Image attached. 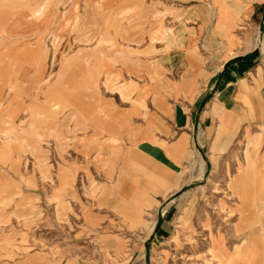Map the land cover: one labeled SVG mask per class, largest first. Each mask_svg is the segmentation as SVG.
<instances>
[{
  "label": "rangeland",
  "instance_id": "374dc122",
  "mask_svg": "<svg viewBox=\"0 0 264 264\" xmlns=\"http://www.w3.org/2000/svg\"><path fill=\"white\" fill-rule=\"evenodd\" d=\"M263 2L0 0V264H264V123L197 125Z\"/></svg>",
  "mask_w": 264,
  "mask_h": 264
},
{
  "label": "crops",
  "instance_id": "0c3cea01",
  "mask_svg": "<svg viewBox=\"0 0 264 264\" xmlns=\"http://www.w3.org/2000/svg\"><path fill=\"white\" fill-rule=\"evenodd\" d=\"M254 13L255 10H253L250 14ZM260 44H262V42H260ZM253 51H255V48L248 51L247 53H251ZM239 56L240 55L231 56V58L227 59L222 65H220L221 67L207 80L208 83L206 86L208 87L209 91H212L213 89V91L216 93V99L213 102V105L209 112L206 109L203 113L199 114L197 125H199L200 127L204 124L207 125V122H209V120H211L212 122L216 118V116L218 118V112H223V115H238L243 117L245 115L244 113L246 112L247 114L249 113L251 115H254V118L257 122L264 123V97L260 94V91H258V87L254 82L258 79L257 72L259 67L258 65H256L258 59L255 57V55L251 54H249L246 58ZM85 59L87 60V58ZM201 103L202 100H200L199 106ZM91 111L92 110H90L89 108H80V113L83 117L90 115ZM191 115L192 116L190 117V121H186V125H188L190 122L189 129L191 131L186 133L188 135H192L194 139L196 122L195 116L197 118V115L196 113ZM97 119L100 120L99 116L97 118L96 116L89 117L90 122H93L92 125L94 126L97 125ZM115 125L117 124H113L108 121L106 122L105 120L103 122V129L106 132L111 133V131H113V126ZM115 128L117 133L121 134V131L118 130L119 127L116 126ZM118 140V138L112 139L113 142H116ZM186 141L187 139L184 138L182 141L175 143V145L170 148L171 155H167L168 160L170 159L172 163L176 164V161L179 162L185 160V158H188V154L186 153L187 151L185 148ZM93 148L94 146H88L86 150H92ZM124 154L127 155L128 153ZM144 161V164L139 160H136L135 162L138 166H141L142 170L148 171L149 167H147V165L150 163L146 160V158L144 159ZM186 218L187 217H183L181 221ZM243 252V246L238 248V254L239 256L242 255V261L245 258V254Z\"/></svg>",
  "mask_w": 264,
  "mask_h": 264
}]
</instances>
